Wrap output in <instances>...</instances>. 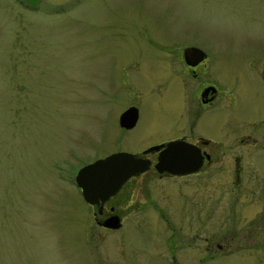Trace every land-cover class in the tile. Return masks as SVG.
I'll list each match as a JSON object with an SVG mask.
<instances>
[{"label":"rangeland","instance_id":"1","mask_svg":"<svg viewBox=\"0 0 264 264\" xmlns=\"http://www.w3.org/2000/svg\"><path fill=\"white\" fill-rule=\"evenodd\" d=\"M186 44L207 53L205 74L220 87L215 120L264 114V0H0V264H264V226L251 221L259 194L242 193L239 212L203 225L188 204L205 190L200 174L182 178L197 184L188 196L174 180L163 195L164 179L137 177L110 229L94 222L72 182L97 156L177 130L183 92L162 69L177 68L172 47ZM133 101L135 121L122 130L118 112ZM156 202L172 227L153 221L162 219Z\"/></svg>","mask_w":264,"mask_h":264},{"label":"flooded vegetation","instance_id":"2","mask_svg":"<svg viewBox=\"0 0 264 264\" xmlns=\"http://www.w3.org/2000/svg\"><path fill=\"white\" fill-rule=\"evenodd\" d=\"M186 46H194L200 49L203 52L202 57L196 61L193 58L186 59L183 52ZM172 49L175 50L178 55V57H176L178 61L176 66L178 69L175 68L172 71V75V72L168 71V68L164 66L162 72L164 78L169 79L170 76V78L176 76L177 84L181 86L180 88L183 92V95L178 101L179 110L175 113V115L179 116V119H174V121L178 122L177 130L152 144L143 146L136 151H129L142 158H146L148 160L147 168L136 175L128 177L120 187L108 197L98 199L94 204H89L84 201L92 208L94 222L99 225L97 221H101L111 214H116L121 219L122 214L120 212L123 211L124 208L120 206V202L125 203L127 201L124 195L121 196V191L130 186L132 179L141 177V179L144 180L147 175L151 174H153L151 177H153L152 179L155 181L164 179L160 182L162 184V193L166 192L164 181L171 179L175 181L174 192L181 195L188 189V196L191 192L189 191V188H193L197 184L194 182H189V184H187V182L182 183V178L185 176L189 177L200 174L203 179L202 183L205 190L201 197L195 199L191 197L188 198L190 201L188 204L191 206V217L194 218V220L203 225H209V219L211 217L216 215L225 217V209L230 216H233V213L239 212V208H237V211H234L233 207H236L237 203L239 204V202L242 201L240 197L242 193L249 194V196L259 194L261 197V199L259 198V203L262 204V212H260L261 214L257 212V215L254 216L255 219L251 221L252 223L258 224V226H264V198L261 195L264 192V159H258V156H261L264 153V114L257 119L251 117V120L248 122L243 124L240 122L238 125L227 124L223 117L215 120L214 110L218 108V104L221 102L222 93L218 84L213 79H207L205 74L207 53L201 47L193 44H186L178 47L175 46L174 48L172 47ZM258 77L264 85V72H261L260 70ZM133 108L136 109L137 115V108L134 101L127 102L125 107L118 112L117 122L121 112L125 110L131 111ZM201 120L203 121L200 122ZM199 122L201 123L200 125ZM118 125L122 130L126 129L124 126H121L119 122ZM173 139H180L193 145L198 155V164L195 170L180 174L167 171H157L154 167V163L157 160L158 150L162 147H159L157 150L143 151V149L149 146L166 143ZM177 179H180V181H176ZM210 179L218 180L216 187L207 186ZM258 179H260V181L263 179V184L262 187L255 189L253 182L252 186L250 185V180L254 181ZM156 183L159 185V182ZM228 183H231V185L226 187V184ZM133 185L135 186L136 184ZM142 185L145 188L147 187V184L144 181L142 182ZM183 185H185L186 188ZM77 190L80 194L78 187ZM210 191L215 193L218 201L214 199L213 203V201L209 199ZM166 194L167 193L163 195ZM256 197L258 198V195ZM129 198L130 196L128 197V200ZM198 200H200L201 203L196 202ZM127 204H129L128 201ZM155 205H157L159 208L158 210L160 211L163 207L166 208L162 203H157ZM214 207L216 208L215 210L213 209ZM250 210H252V208H250ZM159 216L162 218L161 220L156 218L153 219L157 225L160 224L161 221H164L166 225L172 227L171 223L167 222V218H164L166 215H164L162 211ZM258 217L260 219H258ZM222 224L224 226V220L219 218L217 225L222 226ZM250 235L251 234L248 236L250 237ZM221 236L223 237L224 235L222 234ZM201 238L203 239L206 252H208L209 255H214L213 253L215 250L212 249L209 236L203 235ZM166 243L168 245V254H170L171 259H174L175 255L171 248V241L167 240ZM215 247L217 249L220 246L216 243Z\"/></svg>","mask_w":264,"mask_h":264},{"label":"water","instance_id":"3","mask_svg":"<svg viewBox=\"0 0 264 264\" xmlns=\"http://www.w3.org/2000/svg\"><path fill=\"white\" fill-rule=\"evenodd\" d=\"M186 59H200L203 52L194 46H186L183 50ZM136 118V109L123 111L118 122L121 126L130 127ZM158 150L154 167L157 171H167L180 174L196 169L198 155L190 143L180 139L169 140L166 143L149 146L143 151ZM148 160L129 151H115L105 156L98 157L91 162L80 166L74 180L80 187L81 195L85 201L94 204L98 199H104L114 193L120 185L131 175L147 168ZM99 224L117 228L120 225L119 217L111 214Z\"/></svg>","mask_w":264,"mask_h":264}]
</instances>
